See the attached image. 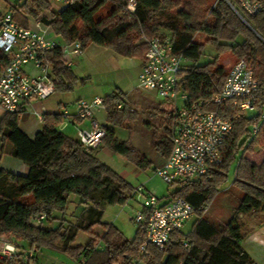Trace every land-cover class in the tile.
Returning a JSON list of instances; mask_svg holds the SVG:
<instances>
[{
  "label": "trees",
  "instance_id": "obj_1",
  "mask_svg": "<svg viewBox=\"0 0 264 264\" xmlns=\"http://www.w3.org/2000/svg\"><path fill=\"white\" fill-rule=\"evenodd\" d=\"M130 0H75L53 12L50 26L64 44L79 42L82 49L89 44L107 48L125 58H143L147 45L144 37L171 36L174 52L185 60L196 62L205 47L213 50L211 60L203 65L183 66L181 90L190 101L211 98L218 92L226 74L218 64L219 56L230 52L236 60H245L253 70L258 89L252 98L253 115L241 114L228 103L211 106L225 118L233 120V128L220 147L221 163L213 166L196 182L174 190L175 196L186 199L196 208L195 219L187 232L183 228L171 234L162 249L150 247L149 256L141 257L138 246L143 231L137 227L132 240H127L112 224L102 221L105 205H124L132 196L133 187L112 168L97 158V151L106 149L123 156L139 169L151 163L140 156L126 141L115 138L113 127H121L133 113L127 109L126 94L118 90L103 97L107 125L105 137L96 149L85 151L77 139L59 128L61 114H44L42 128L29 138L19 127L20 115L3 113L0 137L12 144L10 155L26 167L25 174L0 170V237L10 236L21 243V249L51 248L62 241L60 251L84 260V264H114L132 261L142 264H256L243 249L246 235L242 217L264 213V121L259 112L264 100V0L259 13L247 18V24L223 0H134L133 12L126 10ZM49 5L42 0H24L13 9V18H38ZM104 8L108 13L97 16ZM196 35L204 40L197 42ZM51 75L57 79L55 91L68 92L78 80L65 65L60 47L47 53ZM8 58L0 52V68ZM80 80V79H79ZM82 82L83 79L81 80ZM54 91V92H55ZM121 107L117 108V103ZM167 107H162L165 114ZM168 119V118H167ZM169 125V119H168ZM253 125L259 129L251 134ZM165 160L170 152L169 131L154 144ZM235 162L231 184L241 193L230 221L222 228L205 218V211L227 182L230 165ZM72 196L77 200H72ZM80 207L79 220L65 224L67 206ZM43 215L40 225L32 219ZM58 222L45 227L47 223ZM77 232L89 236L84 246H71ZM101 245L98 248V245ZM126 257V258H125ZM120 259V260H119ZM0 264H38L36 254L23 262L19 258L0 260Z\"/></svg>",
  "mask_w": 264,
  "mask_h": 264
},
{
  "label": "built area",
  "instance_id": "obj_2",
  "mask_svg": "<svg viewBox=\"0 0 264 264\" xmlns=\"http://www.w3.org/2000/svg\"><path fill=\"white\" fill-rule=\"evenodd\" d=\"M55 7H65L75 0H42ZM243 21L260 12L262 4L258 0H223ZM135 1L130 0L126 10L133 12ZM27 26L17 23L11 13L0 10V52L8 58L0 68V112L21 114L31 101H42L55 91L58 82L51 75L47 53L60 47L62 56H77L83 52L82 46L75 41L60 44L49 25L41 17H25ZM140 42L147 45L143 62L137 77V87L154 92L166 103V117L169 119L171 148L163 162L154 167V173L173 189L168 197L158 198L152 193H144L142 188L133 190L142 193L144 199L140 209L134 211L133 223L143 231V240L138 246L141 257L149 256V248L162 249L170 241L171 234L179 231L195 215L196 208L186 199L175 196L174 190L196 182L210 168L221 163L220 147L233 128V120L241 114L253 115L255 109L252 98L258 89L253 70L245 60H236L226 74L221 89L211 98L190 101L181 90L180 73L184 59L174 52L171 36L154 37ZM67 67L68 60L63 59ZM228 103L237 110L233 120L223 117L211 106H223ZM117 108L121 103H117ZM104 110L103 98L78 100L74 104V113L62 112V123L74 118L88 120L87 128L76 129V139L85 151L98 148L105 137L104 128L94 119L93 110ZM43 121L42 112L37 115ZM264 121V100L259 112ZM258 125H253L251 134L255 135ZM129 198V199H130ZM128 199V200H129ZM44 219L39 215L32 219L40 225ZM34 248L21 249L19 241L5 236L0 237V260L19 258L25 262L34 256ZM126 258V257H125ZM132 261L130 264H140ZM114 264H123L122 261Z\"/></svg>",
  "mask_w": 264,
  "mask_h": 264
},
{
  "label": "rangeland",
  "instance_id": "obj_3",
  "mask_svg": "<svg viewBox=\"0 0 264 264\" xmlns=\"http://www.w3.org/2000/svg\"><path fill=\"white\" fill-rule=\"evenodd\" d=\"M182 1L184 0H181V2ZM23 2L24 0H0V9L12 14L13 9H18ZM48 5V10L43 12L39 17L50 20L53 16V12L63 8L55 7L49 3ZM107 13L108 9L104 8L97 16L103 17ZM194 40L202 42L204 37L202 35H196ZM96 50L101 51L97 45H90L84 54L81 53L80 55L71 57L74 63L71 70L75 73L78 80L74 83L72 90L68 92L56 91V94H60L59 96H61L62 103L71 111H74V104L77 100H90L94 95L104 97L117 90L116 87H119L111 71L101 69L99 59L92 56ZM210 54H214L213 50L209 47H205L203 54L196 62L184 59L183 66H190L193 64L203 65L211 60ZM235 61L236 58L230 52H225L219 56L218 64L223 68L225 74H227ZM136 65L137 62L135 66L127 70L130 79L136 78L138 72V67H136ZM82 79L84 82L81 81ZM121 84L124 85L123 83ZM122 94H126V106L127 109L133 113V116L125 120L121 127L112 126L111 129L114 131L116 139L126 141L140 156L146 158L151 164L144 169H139L130 164L123 156L111 153L106 149H100L101 151L98 150L97 158L123 177L133 187V190L140 187L143 189L144 193H152L158 198L168 197L173 188L169 187L168 184L163 182V180L154 173V167L160 165L163 160L160 153L155 149L154 144L164 137L166 129L169 131L168 119L162 112V107H164L166 103L154 92L139 89L136 80L129 91ZM94 118L99 124L102 123L107 125L105 110H100ZM235 166V162L230 165L227 182L219 190L210 206L207 208V212H205V218L218 227H220L223 222L219 221L221 217H219L215 211H218L219 208H225V203H223L224 196H226L229 204L236 202L241 197V193L231 184L234 177ZM223 194L226 195L222 196ZM74 199L77 200V197L72 196V200ZM143 199L142 193L135 192L134 196L122 206L105 205L103 207L102 221L114 225L125 239L132 240L137 228L132 221V217L134 211L140 209L139 203L142 202ZM79 214L80 207L78 204H75V202L70 203L67 206L65 216L68 222L65 224L77 223ZM194 219L195 217L184 225V232L190 229ZM242 222L244 223L245 221L242 220ZM57 223L58 222H47L44 226L49 228L51 225H57ZM5 237L13 238L6 235ZM88 240L89 236L87 234L77 232L71 246H84ZM61 245L62 241H57L51 248H34L38 264H84L83 259L76 260L60 251ZM100 247L101 245L99 244L98 248ZM136 260L138 261L139 258ZM142 263L141 261L140 264Z\"/></svg>",
  "mask_w": 264,
  "mask_h": 264
},
{
  "label": "crops",
  "instance_id": "obj_4",
  "mask_svg": "<svg viewBox=\"0 0 264 264\" xmlns=\"http://www.w3.org/2000/svg\"><path fill=\"white\" fill-rule=\"evenodd\" d=\"M2 12H7V11H2ZM15 21L22 26L28 25L27 19L22 16H20V18H18V20ZM56 38L60 44H64L63 42L59 41L58 37ZM90 45H95V44L87 45L86 48L83 49L82 54H84V52L88 49V47H90ZM97 47L100 48L101 51L96 50L94 54H92V56L99 59L101 69L111 71V74L117 80V84L119 86L116 87V89L122 93L128 92L129 89L132 87L134 81L136 80L137 82V77L143 62V58L140 59L125 58L115 54L114 52H112L107 48L100 46ZM71 57L72 56L70 55H65L63 57V59L68 60L71 63L70 68H72L74 64L73 60H71ZM136 62H137L136 67H138V72L136 78L134 77L135 79L134 80V79H130L129 75L127 74V70L135 66ZM121 83H123L124 85H122ZM59 95L60 94H56L55 91L49 98L42 101H37V100L31 101L25 106L24 111L20 115L19 127L29 138H33L34 135L42 128V122H39L37 118V115L42 112V108H43V115L61 114L64 110L69 111L71 115L74 113V111L69 110L62 103L61 96ZM94 97H98V95H94L92 98ZM100 110L101 109H94L93 117L96 114H98ZM2 114L3 113L0 112V117L2 116ZM100 125L105 126L106 124L104 125L101 123ZM88 126H89L88 120L80 121L71 118L69 119V121L65 123H60L58 128L67 136L76 139V129L78 127L87 128ZM11 150H12V144L7 140H2L0 137V170L12 174H25L27 172V167L21 161L13 158L10 155ZM224 195L226 194H223L222 196ZM223 201H224L223 203H225L224 204L225 208L224 207L219 208L218 211H215V213L222 218V219L220 218V220L217 219L223 222V224L221 223L222 225L220 226V228L225 226L230 221L233 214V210L236 207L238 200L232 204H229V201H227L226 196H224ZM226 207H227V211H226ZM205 212H207V209ZM242 220L245 221L244 229L246 230V235L242 240L241 245L243 249L248 253L250 258L256 264H264V213H254L251 215L243 216Z\"/></svg>",
  "mask_w": 264,
  "mask_h": 264
}]
</instances>
